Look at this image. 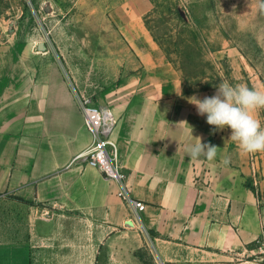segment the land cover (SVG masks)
Segmentation results:
<instances>
[{"label":"crops","instance_id":"obj_1","mask_svg":"<svg viewBox=\"0 0 264 264\" xmlns=\"http://www.w3.org/2000/svg\"><path fill=\"white\" fill-rule=\"evenodd\" d=\"M37 62L39 69L0 76V195L93 213L113 229L133 226L117 183L72 163L92 135L61 69L50 59ZM164 75L148 76L110 108L119 119L113 137L127 185L146 206L141 221L154 233L157 264H259L264 169L256 185L231 130H214L189 103L215 93H184L177 78L166 85ZM197 137L218 147L213 160L188 156ZM0 264H30L29 246L0 240Z\"/></svg>","mask_w":264,"mask_h":264},{"label":"rangeland","instance_id":"obj_2","mask_svg":"<svg viewBox=\"0 0 264 264\" xmlns=\"http://www.w3.org/2000/svg\"><path fill=\"white\" fill-rule=\"evenodd\" d=\"M261 3L0 0V76L50 59L77 102L84 97L101 109L123 105L148 76L166 72L165 84L174 76L184 93L212 95L223 81L264 91ZM257 118L264 124V110ZM248 155L257 185L264 152ZM153 239L142 222L113 229L93 213L0 195V240L27 244L30 264H157ZM254 250L264 264L262 241Z\"/></svg>","mask_w":264,"mask_h":264},{"label":"clouds","instance_id":"obj_3","mask_svg":"<svg viewBox=\"0 0 264 264\" xmlns=\"http://www.w3.org/2000/svg\"><path fill=\"white\" fill-rule=\"evenodd\" d=\"M259 11L264 14V3L259 5ZM200 116H206V122L214 126V130H223L226 126L231 130L230 139L236 143L245 154L264 152V124L257 118V113L264 110V91L249 88L240 83L231 85L227 81L218 84L215 94L199 99L189 98ZM187 148V154L192 159L201 156L213 160L218 147L201 142ZM229 161H224L227 164Z\"/></svg>","mask_w":264,"mask_h":264},{"label":"built area","instance_id":"obj_4","mask_svg":"<svg viewBox=\"0 0 264 264\" xmlns=\"http://www.w3.org/2000/svg\"><path fill=\"white\" fill-rule=\"evenodd\" d=\"M78 106L84 118L87 130L92 135L90 145L73 158L72 163L82 162L86 166L98 170L106 180L114 181L119 186L118 196L132 211L131 222L141 224V214L145 204L131 197L126 183V174L123 170L120 151L113 135L119 119L112 109H101L84 97L78 100ZM264 247V236H263Z\"/></svg>","mask_w":264,"mask_h":264}]
</instances>
